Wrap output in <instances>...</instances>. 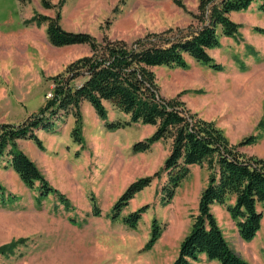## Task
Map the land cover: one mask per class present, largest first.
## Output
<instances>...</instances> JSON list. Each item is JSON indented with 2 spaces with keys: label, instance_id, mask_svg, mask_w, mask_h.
<instances>
[{
  "label": "rangeland",
  "instance_id": "obj_1",
  "mask_svg": "<svg viewBox=\"0 0 264 264\" xmlns=\"http://www.w3.org/2000/svg\"><path fill=\"white\" fill-rule=\"evenodd\" d=\"M183 2L187 10L197 11L198 0ZM259 6L256 1L233 13L240 24L238 36L223 37L221 46L209 51L223 70L189 58L187 68L159 66L154 71L161 95L178 97L192 112L214 120L232 143L258 134L256 144L241 150L264 158V33L257 31L264 29V12ZM57 9L45 8L41 0H0V124L19 123L24 109L37 112L52 96L51 77L90 53L86 45L53 46L46 25L31 21L39 14L55 16ZM61 16L67 30L128 43L149 33L185 28L192 19L172 0H63ZM105 105L109 120L129 118L111 104ZM81 110L85 147L72 138L75 118L69 115L59 122L56 132H42L44 150L33 141L24 150L34 161L32 146L40 152L38 166L69 198L70 208L53 194L38 200V183L33 189L27 187L9 169L8 157L0 163V182L20 196V200L0 204V246L25 239L12 254L0 255V264H172L208 184L207 165L192 166L171 202L164 200L161 191L164 174L138 192L113 219L115 202L133 181L163 166L171 141H159L149 151L134 153L133 145L149 137L155 126L135 123L108 129L89 102H83ZM92 197L102 210L99 217L92 215ZM146 204L149 208L138 226L128 227L124 217ZM212 211L231 246L250 264H264V217L257 236L248 242L240 237L227 204H215ZM154 219L164 230L153 248L144 250ZM194 264L219 263L201 255Z\"/></svg>",
  "mask_w": 264,
  "mask_h": 264
},
{
  "label": "trees",
  "instance_id": "obj_2",
  "mask_svg": "<svg viewBox=\"0 0 264 264\" xmlns=\"http://www.w3.org/2000/svg\"><path fill=\"white\" fill-rule=\"evenodd\" d=\"M47 9L58 8L55 16L37 15L31 21L38 26L45 24L49 42L56 47L86 45L90 53L67 65L65 70L51 77L54 82L52 96L37 112L19 123L0 124V163L8 157V166L19 175L22 182L33 189L38 186V200L55 195L66 208L69 198L54 187L37 163L19 147V140H31L44 150L38 131L56 132L59 122L69 115L75 118L72 138L85 147L81 106L89 102L105 121L108 129H119L135 123L153 125L155 131L133 145L134 153L146 152L159 141H171V150L163 166L153 175L133 181L113 205V219L135 195L150 186L155 179L166 175L162 193L171 202L177 188L189 176L193 165L206 164L208 184L203 189L197 214L192 215V226L181 242L179 254L172 264H194L205 255L208 261L219 264H250L227 240L212 206L227 204V211L235 221L244 241H252L262 227L264 217V158L250 155L242 147L254 145L258 134L232 143L224 130L214 120L192 112L178 97L166 98L160 93L155 67H188L193 59L216 71L223 64L216 61L210 50L221 46L223 37H237L240 24L232 14L248 9L259 1L264 12V0H198L197 11L186 9L183 0H172L191 15L185 28H169L153 32L133 43L114 39L108 35L98 39L88 32H75L61 24V7L50 0H41ZM264 33V29L257 28ZM105 102L129 116L128 119H108ZM92 215L99 217L102 210L94 197ZM234 199L233 203H228ZM20 200L0 182V204ZM149 208L146 204L124 217L130 228L138 226L142 215ZM74 221V220H72ZM164 226L154 219L149 241L144 250H150L161 237ZM25 239L0 246V255L8 256Z\"/></svg>",
  "mask_w": 264,
  "mask_h": 264
},
{
  "label": "crops",
  "instance_id": "obj_3",
  "mask_svg": "<svg viewBox=\"0 0 264 264\" xmlns=\"http://www.w3.org/2000/svg\"><path fill=\"white\" fill-rule=\"evenodd\" d=\"M24 109V108H23ZM31 114V112H27V110H23V118L21 119V121L23 119H25L27 116H29ZM20 121V122H21ZM42 132L43 131H38V135L42 137ZM31 140H19L18 141V144H19V147L22 149V150H25V148L29 147L32 145V143L30 142ZM40 152L34 147L32 146V151H31V155L33 158H35V162L37 163V157L39 156ZM38 165V163H37ZM40 168V167H39ZM9 169L13 170V168L11 166H9ZM213 263H219L217 260H213L212 261Z\"/></svg>",
  "mask_w": 264,
  "mask_h": 264
}]
</instances>
